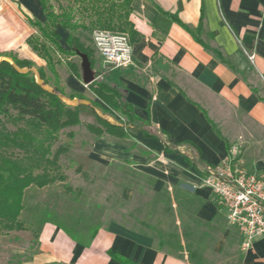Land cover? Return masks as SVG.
<instances>
[{
    "label": "crops",
    "instance_id": "obj_1",
    "mask_svg": "<svg viewBox=\"0 0 264 264\" xmlns=\"http://www.w3.org/2000/svg\"><path fill=\"white\" fill-rule=\"evenodd\" d=\"M15 1L30 20L44 21L39 0ZM130 8L132 33L125 34L132 46V65L121 72L115 69L120 75L114 73V80L103 82L121 92L123 101L133 108L135 120L127 125V137L144 144L154 155L151 161L164 158L176 172L217 165L227 158L228 147L237 148L246 169L264 177V0H131ZM168 15L194 32L202 18V30L196 36L219 50L235 71ZM56 32L66 49L67 32L61 28ZM27 39L21 59L34 62L38 57ZM14 41L22 45L18 38ZM251 54L253 62L248 60ZM63 80L73 88L71 94L82 96L75 104L87 107L81 113L93 110L94 105L102 109L89 90L98 102L85 97L81 78L69 72ZM185 146L191 149L190 157L183 152ZM195 195L201 202L198 219L209 226L218 213L224 217L210 190H197ZM238 240L239 264H264V237L247 251L240 249L239 232ZM22 264L198 263L187 255L159 249L147 234L111 222L99 227L87 246L73 241L59 227L45 224L37 238V253Z\"/></svg>",
    "mask_w": 264,
    "mask_h": 264
},
{
    "label": "rangeland",
    "instance_id": "obj_2",
    "mask_svg": "<svg viewBox=\"0 0 264 264\" xmlns=\"http://www.w3.org/2000/svg\"><path fill=\"white\" fill-rule=\"evenodd\" d=\"M56 1L59 0H53V3ZM29 14L36 19L34 14ZM28 17L15 0H0V46L4 48L0 47V52H4L0 54V62L6 61L16 67L13 58L24 60L21 59L24 39L38 35ZM29 31L34 33L29 35ZM92 32L79 31L80 40L91 52L95 80L109 82L132 62L120 68L119 73L104 68L92 41ZM111 33L128 37L125 33ZM15 37L21 46L16 44ZM204 40L210 43L208 39ZM12 43L15 47H11ZM16 47L19 53L15 51ZM70 61L79 68L82 80L80 59L75 56ZM38 69L44 70L47 84L40 79ZM23 70L30 71L35 81L38 78L44 90L53 92V82L42 59L38 57L30 69ZM56 72L61 101L74 107L79 100L69 98L74 90L63 80L69 73L64 62L56 66ZM80 87L88 100L98 102L87 87L82 83ZM80 102L88 104L87 101ZM100 104L102 109L94 105L93 110L80 113L79 124L62 129L53 141V152L60 151L56 165L49 166L56 180L43 189L27 191L19 219L24 230L7 232L0 229V264H22L33 258L37 253V218L46 208L51 220L69 230L77 232L83 228L84 239L96 226L116 222L151 236L157 245L158 242L163 245V250L178 256L187 255L194 263L239 264L238 231L219 213L215 223L209 226L197 218L199 203L195 192L205 189L201 182L203 169L199 166L176 172L167 166L171 162L164 158L151 161L154 155L134 137L106 134L93 113L123 127L125 134H129V129L123 116ZM14 118L15 113L11 111L10 117L2 119L0 129L13 132L26 127L24 120ZM190 150L185 146V156H191ZM0 155L11 159L25 157V153L14 148H0Z\"/></svg>",
    "mask_w": 264,
    "mask_h": 264
},
{
    "label": "trees",
    "instance_id": "obj_3",
    "mask_svg": "<svg viewBox=\"0 0 264 264\" xmlns=\"http://www.w3.org/2000/svg\"><path fill=\"white\" fill-rule=\"evenodd\" d=\"M39 3L44 21L29 20L38 35L29 38L27 44L37 57L45 62V68L53 82V92L44 90L30 71L22 73L6 61L0 62V124L3 118L11 116V111L15 113L14 119H21L26 123L25 128L13 132L0 129V148H14L25 153L23 159H11L0 155V229L7 232L24 230V224L19 219L24 211L27 191L43 189L56 180V175L50 172L49 166L56 165L60 151L58 149L53 152L52 143L62 129L78 125L81 111L87 108L80 105L69 107L59 97L61 94L58 88L57 65L64 62L68 71L78 79L81 78L80 70L70 58L80 52L87 55L91 68L93 65L91 52L78 38L77 32L108 30L132 33L128 21L131 0H59L55 3L53 0H39ZM168 17L190 33L195 41L211 52L218 61L235 71L219 50L210 48L196 36V32L202 30V18L199 28L194 32L175 16L168 15ZM57 28L67 32L66 49L60 45ZM13 61L19 69L32 67V62L28 60L13 58ZM38 71L40 79L47 84L48 78L44 70L38 69ZM87 88L109 110L123 116L126 127L133 123L135 120L133 108L123 101L121 92L97 80ZM74 97L82 99L79 94H71L69 98ZM93 114L99 127L103 128L106 134L127 135L123 127L112 125ZM97 131L102 133L101 130ZM145 136H148L146 132ZM227 150L229 154V147ZM200 204L201 202L198 207ZM50 215L47 208L41 210L38 215L37 238L45 224H52L64 231L73 241L87 246L99 228L96 226L89 230L90 234L84 239L83 228L74 232L51 220ZM157 246L162 249L163 245L158 242ZM190 257H193L192 254Z\"/></svg>",
    "mask_w": 264,
    "mask_h": 264
},
{
    "label": "built area",
    "instance_id": "obj_4",
    "mask_svg": "<svg viewBox=\"0 0 264 264\" xmlns=\"http://www.w3.org/2000/svg\"><path fill=\"white\" fill-rule=\"evenodd\" d=\"M92 41L107 70L131 64L132 46L126 35L96 30ZM253 59V54L248 56L250 62ZM240 154L237 148L230 149L225 160L204 167L201 182L226 222L239 232L240 249L247 251L264 237V177L247 170Z\"/></svg>",
    "mask_w": 264,
    "mask_h": 264
},
{
    "label": "water",
    "instance_id": "obj_5",
    "mask_svg": "<svg viewBox=\"0 0 264 264\" xmlns=\"http://www.w3.org/2000/svg\"><path fill=\"white\" fill-rule=\"evenodd\" d=\"M77 57L80 59V68H81V73H82V83L87 87L89 84L95 81L94 78V72L91 68L89 59L86 54L77 53ZM16 70L19 72H27V70L19 69L15 67ZM36 82L41 85L39 79L37 78ZM42 86V85H41ZM43 88V87H42Z\"/></svg>",
    "mask_w": 264,
    "mask_h": 264
}]
</instances>
